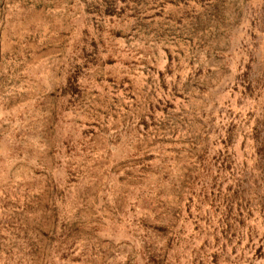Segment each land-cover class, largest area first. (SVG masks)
I'll return each mask as SVG.
<instances>
[{"label":"rangeland","instance_id":"374dc122","mask_svg":"<svg viewBox=\"0 0 264 264\" xmlns=\"http://www.w3.org/2000/svg\"><path fill=\"white\" fill-rule=\"evenodd\" d=\"M0 264H264V0H0Z\"/></svg>","mask_w":264,"mask_h":264}]
</instances>
